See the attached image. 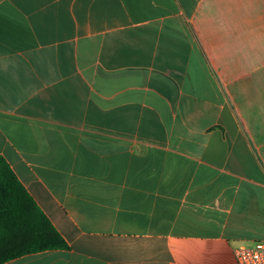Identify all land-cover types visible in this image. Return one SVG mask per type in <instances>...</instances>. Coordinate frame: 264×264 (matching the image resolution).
<instances>
[{"label": "crops", "instance_id": "0c3cea01", "mask_svg": "<svg viewBox=\"0 0 264 264\" xmlns=\"http://www.w3.org/2000/svg\"><path fill=\"white\" fill-rule=\"evenodd\" d=\"M0 155L71 247L6 264H237L264 241V0H0Z\"/></svg>", "mask_w": 264, "mask_h": 264}, {"label": "trees", "instance_id": "16d2710c", "mask_svg": "<svg viewBox=\"0 0 264 264\" xmlns=\"http://www.w3.org/2000/svg\"><path fill=\"white\" fill-rule=\"evenodd\" d=\"M71 247L0 155V264Z\"/></svg>", "mask_w": 264, "mask_h": 264}, {"label": "built area", "instance_id": "2783aa9c", "mask_svg": "<svg viewBox=\"0 0 264 264\" xmlns=\"http://www.w3.org/2000/svg\"><path fill=\"white\" fill-rule=\"evenodd\" d=\"M237 264H264V241L252 246H238L234 249Z\"/></svg>", "mask_w": 264, "mask_h": 264}]
</instances>
